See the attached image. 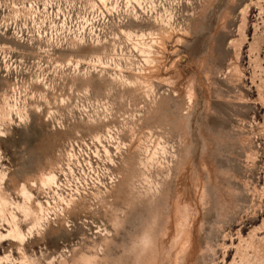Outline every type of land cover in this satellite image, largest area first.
I'll return each mask as SVG.
<instances>
[{
    "label": "rangeland",
    "instance_id": "374dc122",
    "mask_svg": "<svg viewBox=\"0 0 264 264\" xmlns=\"http://www.w3.org/2000/svg\"><path fill=\"white\" fill-rule=\"evenodd\" d=\"M0 264H264V0H0Z\"/></svg>",
    "mask_w": 264,
    "mask_h": 264
},
{
    "label": "bare ground",
    "instance_id": "6f19581e",
    "mask_svg": "<svg viewBox=\"0 0 264 264\" xmlns=\"http://www.w3.org/2000/svg\"><path fill=\"white\" fill-rule=\"evenodd\" d=\"M47 181H48V183L46 182L47 184L54 183V178L51 177V178L47 179ZM21 191H24V188H22ZM15 225H16V224H15ZM16 227H17V225H16ZM16 227H15V228H16ZM12 228H13V227H12ZM16 229H17V228H16ZM13 230H14V229H13ZM18 231H19V230H18ZM14 232H15V231H14ZM10 233H11V232H9L6 236H9ZM17 234H18V233H17ZM13 235H14V234H13ZM19 236L22 237L23 235H19ZM12 237H13V236H12ZM14 237H15V236H14ZM22 238H23V237H22Z\"/></svg>",
    "mask_w": 264,
    "mask_h": 264
}]
</instances>
